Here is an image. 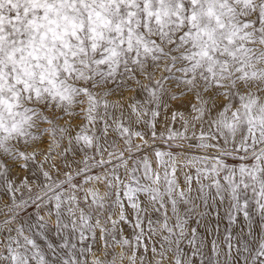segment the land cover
Listing matches in <instances>:
<instances>
[{"label":"snow or ice","instance_id":"snow-or-ice-1","mask_svg":"<svg viewBox=\"0 0 264 264\" xmlns=\"http://www.w3.org/2000/svg\"><path fill=\"white\" fill-rule=\"evenodd\" d=\"M0 264H264V0H0Z\"/></svg>","mask_w":264,"mask_h":264}]
</instances>
